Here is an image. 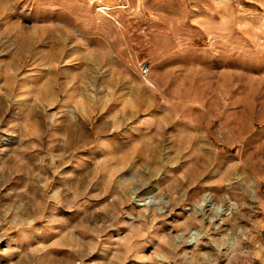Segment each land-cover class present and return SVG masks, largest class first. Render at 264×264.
Segmentation results:
<instances>
[{"label": "rangeland", "instance_id": "374dc122", "mask_svg": "<svg viewBox=\"0 0 264 264\" xmlns=\"http://www.w3.org/2000/svg\"><path fill=\"white\" fill-rule=\"evenodd\" d=\"M0 264H264V0H0Z\"/></svg>", "mask_w": 264, "mask_h": 264}, {"label": "built area", "instance_id": "2783aa9c", "mask_svg": "<svg viewBox=\"0 0 264 264\" xmlns=\"http://www.w3.org/2000/svg\"><path fill=\"white\" fill-rule=\"evenodd\" d=\"M149 68L145 63L139 65V74L141 77L145 78L148 75Z\"/></svg>", "mask_w": 264, "mask_h": 264}, {"label": "bare ground", "instance_id": "6f19581e", "mask_svg": "<svg viewBox=\"0 0 264 264\" xmlns=\"http://www.w3.org/2000/svg\"><path fill=\"white\" fill-rule=\"evenodd\" d=\"M139 206H143V205H139Z\"/></svg>", "mask_w": 264, "mask_h": 264}]
</instances>
